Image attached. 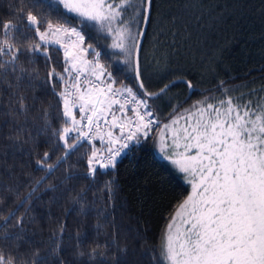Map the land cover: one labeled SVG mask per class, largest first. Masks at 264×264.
I'll return each mask as SVG.
<instances>
[{
    "label": "snow or ice",
    "instance_id": "obj_1",
    "mask_svg": "<svg viewBox=\"0 0 264 264\" xmlns=\"http://www.w3.org/2000/svg\"><path fill=\"white\" fill-rule=\"evenodd\" d=\"M37 6L47 7L49 15L37 13ZM153 6L154 0H47L46 4L38 3V0H15L10 5L11 14L0 18V107L8 109L0 116L11 117V126L15 128L19 117H27L36 103H42L35 94L29 100L27 92L35 93L33 82L39 79V73L33 75L34 70L25 65L33 64L37 55L50 63L52 46H59L64 54L63 73L53 68L47 73L45 83L52 85L53 94L63 105V126L59 130L53 129L52 137L58 136L64 143L65 154L56 164L50 162L49 152L45 151L42 157L37 154V170L44 174L34 184L42 186L61 161L82 146V142L92 144L94 138H99L103 143L101 121L108 125L105 133L107 156L95 146L92 148L88 172L93 179L97 165L99 169L115 167L117 157L129 147V142L139 143L140 137L147 139L153 131L159 138V133L164 131L166 136L159 139L160 154L184 173L191 193L177 205L161 236L159 251L163 264H264V98L253 105L250 99L234 101L231 96L213 103L206 96L161 128L152 104L166 95L175 81L164 84L158 91L149 90L139 60L146 29L137 25L151 22ZM83 26L95 28L108 37H119L111 44L112 54L117 57V63L135 73L134 86L113 87L118 83L113 79V72L121 69L113 66L112 71H108L107 66L100 63L103 51H96L92 45L82 47L85 40ZM86 55H91L92 59H86ZM65 74L72 83H64ZM84 76L94 77L100 84L91 79L82 84ZM105 76L107 83L102 80ZM57 81L63 84L62 90H57ZM187 86L189 90L193 89L190 81ZM41 91L47 95L46 89ZM129 101L133 105L131 116L128 115ZM50 108L51 105L40 113L45 127L51 123ZM74 108L79 109V119L73 113ZM5 126H9L8 122ZM116 128L120 130L119 135L112 131ZM23 130L21 124L15 128V137L7 135L3 138L18 140ZM37 190V187H31L23 199L17 193L18 204L13 210L8 215L0 212L5 221L0 228V242H3L0 243V264H47L39 251L29 262L18 253H6L4 247L9 241L21 239L20 233L9 235L8 221ZM53 190H56L55 186ZM112 198L109 184L108 200ZM3 203L4 198L0 197V204ZM73 203H80V200L74 197ZM80 214L88 215L82 203ZM15 226L21 233L24 231L23 217L16 220ZM104 226L97 223V235ZM58 231L59 235L54 231L48 241L53 245V253L60 250L66 224L61 222ZM113 246L118 252H127L126 247H119L115 234L110 243L93 241L90 250H85L78 232L75 254L93 262L98 256L106 258L107 251ZM16 247L18 249L19 244Z\"/></svg>",
    "mask_w": 264,
    "mask_h": 264
},
{
    "label": "trees",
    "instance_id": "obj_2",
    "mask_svg": "<svg viewBox=\"0 0 264 264\" xmlns=\"http://www.w3.org/2000/svg\"><path fill=\"white\" fill-rule=\"evenodd\" d=\"M14 2L0 0V18L11 14L10 5ZM46 2L38 0V3ZM35 11L45 17L49 15L47 7L37 6ZM137 27L146 29L139 51L145 85L151 91H158L164 84L175 81L167 94L152 104L160 124L206 96H231L234 101L239 98L242 102L250 99L253 105L264 98V0H154L151 22ZM82 34L84 48L92 45L96 51H103L100 63L108 71L113 66L121 69L113 72V79L118 81L114 88L136 84L135 73L117 63V57L112 54L111 44L119 37H108L88 26H83ZM50 55V63L37 55L33 64L25 65L34 70L33 75L39 73V79L33 82L35 93L27 92L29 100L35 94L42 103H36L27 117H19L15 128L22 124L24 130L18 140L3 138L15 137L16 131L11 126V117L0 116L3 129L0 132V197L4 198L0 212L8 215L13 210L18 204L17 193L23 199L31 187L38 188L31 200L8 221L9 235L20 233L21 239L7 242L5 252L18 253L31 262L39 251L47 264L60 261L64 264H163L159 251L161 236L188 190L179 176L154 155L153 133L147 139L140 137L139 143L131 141L116 159L115 167L99 169L97 165L94 179L89 176L88 157L94 146L105 151L106 141L101 143L99 138L92 144L84 141L61 161L42 186L34 184L44 174L37 170V154L42 157L45 151L49 152L53 164L65 154L64 143L58 136L52 137L53 129L63 126V105L53 94L52 85L45 83L47 73L53 68L63 73L64 56L57 46H52ZM85 57L92 59L91 55ZM135 59L134 53V62ZM67 80L70 78L65 74L64 83ZM103 80L107 83L106 76ZM188 81L193 85L192 90L187 86ZM56 83L57 90H62L63 84ZM41 89H46L47 95ZM4 103L7 104L6 98ZM49 105L51 123L45 127L40 113ZM7 110L6 106L0 107V113ZM73 113L79 119V110L73 109ZM109 184L111 201L108 200ZM74 197L80 203H73ZM81 203L88 213L86 216L80 214ZM20 217H23L22 233L15 226ZM61 222L66 224L63 243L59 252L53 253V245L48 241L54 231L59 235ZM4 223L0 217V228ZM97 223L105 225L99 235L95 230ZM78 232L85 250H90L93 241L110 243L115 234L119 247H126L127 252H118L113 246L106 258L98 256L93 262L78 258L75 254Z\"/></svg>",
    "mask_w": 264,
    "mask_h": 264
},
{
    "label": "rangeland",
    "instance_id": "obj_3",
    "mask_svg": "<svg viewBox=\"0 0 264 264\" xmlns=\"http://www.w3.org/2000/svg\"><path fill=\"white\" fill-rule=\"evenodd\" d=\"M47 1V0H46ZM65 39H67V38H65ZM72 40H75V37H72L71 38ZM58 48H59V46H57ZM82 47H84L83 45H82ZM61 51H62V53H63V50L62 49H60ZM63 56H64V54H63ZM86 58V57H85ZM213 98H215V99H213ZM220 99V97H209V101L210 102H213V103H216L218 100ZM224 99H227V98H224ZM193 104V103H192ZM191 104V105H192ZM190 105V106H191ZM189 106V107H190ZM189 107H187V108H189ZM187 108H185V109H187ZM184 112V109H182V110H180V111H178V112H176L175 114H173L169 119H167L165 122H163V123H161L160 124V127L162 128L163 127V124L164 123H167V122H170V119L172 118V117H174V116H178V115H180V114H182ZM181 123H183V121H181ZM153 134L154 135H152V136H154V138H153V151H154V155L158 158V159H160L161 161H163L165 164H167L178 176H179V178H180V180H181V182L187 187V190H188V194H187V196L191 193V186H190V184H188L187 182H186V180H185V175H184V173H181L180 171H179V169H178V167H176L175 165H173L170 161H168V160H165V159H163L162 158V156H161V154H160V148H159V139L160 138H164L165 136H166V132H164V131H161L160 133H159V138H158V136H157V132L155 131V132H153ZM162 259V258H161ZM163 261V260H162Z\"/></svg>",
    "mask_w": 264,
    "mask_h": 264
},
{
    "label": "built area",
    "instance_id": "obj_4",
    "mask_svg": "<svg viewBox=\"0 0 264 264\" xmlns=\"http://www.w3.org/2000/svg\"><path fill=\"white\" fill-rule=\"evenodd\" d=\"M66 75H67V74H66ZM72 75L74 76L75 73H73ZM81 79H82V84H83L84 81L89 80V79H91L95 84H100V81H96V80L94 79V77H91V76H84V77H82ZM102 80H103V77H102ZM72 82H73V81H72L71 79L66 81V83H72ZM62 89H63V88H62ZM120 99L123 100L124 97L121 96ZM131 107H133V105H132L131 101H129L128 109L130 110ZM74 109H78V108H74ZM78 110H79V109H78ZM128 115L131 116V112H130V111H129ZM84 123L86 124L87 121L85 120ZM107 130H108V125H105V124L103 123V121H101V134L104 135V142H105L106 139H107V135L105 134V133L107 132ZM85 131H87V129H85ZM95 132H96V129H95V126H93V133H95ZM72 135H75V133H72ZM94 140H95V138L93 139V141H94ZM100 141H101V140H100ZM104 142H103V143H104ZM101 143H102V142H101ZM129 143H130V142H129ZM116 147H118V145H116ZM102 152H103V155H104V156H107V151H106V150H105V151H102ZM117 158H118V157H117Z\"/></svg>",
    "mask_w": 264,
    "mask_h": 264
},
{
    "label": "crops",
    "instance_id": "obj_5",
    "mask_svg": "<svg viewBox=\"0 0 264 264\" xmlns=\"http://www.w3.org/2000/svg\"><path fill=\"white\" fill-rule=\"evenodd\" d=\"M116 108H118V105H116L115 106ZM78 118V117H77ZM112 131H113V133H114V135H119V129L118 128H116V129H112ZM107 139H108V137H107ZM107 139H106V141H107ZM107 147H108V145H107V143L105 142V146L103 147V148H105V149H107Z\"/></svg>",
    "mask_w": 264,
    "mask_h": 264
}]
</instances>
